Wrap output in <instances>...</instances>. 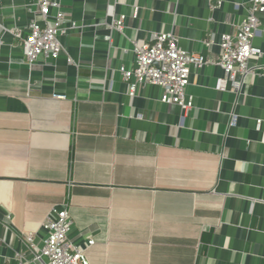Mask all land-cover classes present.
I'll return each instance as SVG.
<instances>
[{"label":"crops","instance_id":"1","mask_svg":"<svg viewBox=\"0 0 264 264\" xmlns=\"http://www.w3.org/2000/svg\"><path fill=\"white\" fill-rule=\"evenodd\" d=\"M33 1L0 0V264H42L26 234L41 246L63 204L91 264H264V14L254 73L219 90L220 36L248 0H62L65 51L30 65L17 34ZM166 31L205 60L187 111L158 86L131 96L119 70Z\"/></svg>","mask_w":264,"mask_h":264},{"label":"built area","instance_id":"2","mask_svg":"<svg viewBox=\"0 0 264 264\" xmlns=\"http://www.w3.org/2000/svg\"><path fill=\"white\" fill-rule=\"evenodd\" d=\"M32 19L17 36L22 41V49L30 65L41 55L57 58L65 51L60 37H67L76 28L70 12L65 9L62 0H34L27 4ZM264 14V0H248L245 6V18L236 32H224L220 36L221 58L219 65L224 74L217 78L216 88L225 90L230 85L240 89L242 81L238 77L254 73L255 66L249 65L252 57H261L262 49L254 46L259 24V14ZM126 15L121 14L113 24L117 30L125 27ZM135 66L120 67L124 80L128 83L131 96L137 95L141 85L158 86L161 90V102L178 105L187 111L193 107V98L188 96L187 87L191 83L193 72L205 64L204 57L189 52L179 45L174 31L155 34L154 41H133ZM72 62V59H68ZM61 97V95H58ZM261 120H258V124ZM74 221L66 204L54 207L42 224L44 236L42 244L36 243L34 232L26 234L28 247L33 251L32 261L42 264H91L86 248L95 240L88 238L77 241L71 237ZM22 264V262H20Z\"/></svg>","mask_w":264,"mask_h":264},{"label":"water","instance_id":"3","mask_svg":"<svg viewBox=\"0 0 264 264\" xmlns=\"http://www.w3.org/2000/svg\"><path fill=\"white\" fill-rule=\"evenodd\" d=\"M240 78V76L238 77V79Z\"/></svg>","mask_w":264,"mask_h":264},{"label":"rangeland","instance_id":"4","mask_svg":"<svg viewBox=\"0 0 264 264\" xmlns=\"http://www.w3.org/2000/svg\"><path fill=\"white\" fill-rule=\"evenodd\" d=\"M21 43H22V41H21Z\"/></svg>","mask_w":264,"mask_h":264}]
</instances>
